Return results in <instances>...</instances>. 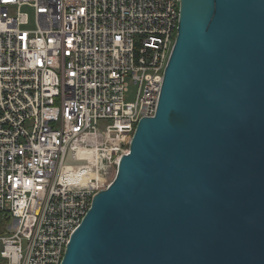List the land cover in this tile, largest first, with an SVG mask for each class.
<instances>
[{
	"label": "water",
	"instance_id": "1",
	"mask_svg": "<svg viewBox=\"0 0 264 264\" xmlns=\"http://www.w3.org/2000/svg\"><path fill=\"white\" fill-rule=\"evenodd\" d=\"M61 264H264V0H180L156 111Z\"/></svg>",
	"mask_w": 264,
	"mask_h": 264
},
{
	"label": "built area",
	"instance_id": "2",
	"mask_svg": "<svg viewBox=\"0 0 264 264\" xmlns=\"http://www.w3.org/2000/svg\"><path fill=\"white\" fill-rule=\"evenodd\" d=\"M179 4L0 0V264H61L156 111Z\"/></svg>",
	"mask_w": 264,
	"mask_h": 264
},
{
	"label": "rangeland",
	"instance_id": "3",
	"mask_svg": "<svg viewBox=\"0 0 264 264\" xmlns=\"http://www.w3.org/2000/svg\"><path fill=\"white\" fill-rule=\"evenodd\" d=\"M135 94H136V88L133 85H129L128 93L125 96V100L127 102H133L135 100ZM16 224V221L13 222V225H11L14 228V225ZM2 249L1 243H0V251Z\"/></svg>",
	"mask_w": 264,
	"mask_h": 264
}]
</instances>
